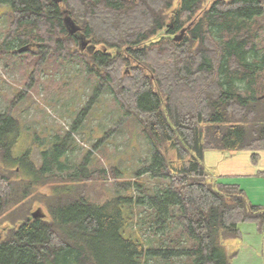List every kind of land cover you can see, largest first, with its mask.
Segmentation results:
<instances>
[{"label": "trees", "instance_id": "16d2710c", "mask_svg": "<svg viewBox=\"0 0 264 264\" xmlns=\"http://www.w3.org/2000/svg\"><path fill=\"white\" fill-rule=\"evenodd\" d=\"M207 1L178 0L174 9L175 0H0L11 14L0 51L27 56L30 49H19L36 48L39 63L82 59L150 142L154 163L136 176L167 181L148 195L95 203L86 183L106 173L88 171L86 159L46 195L48 219L34 217L24 205L49 176L67 169L68 146L56 138L39 168L29 150L15 158L20 124L6 111L0 114V219L20 214L3 220L14 226L0 239V264H230L236 253L228 255L224 243L240 238L239 224L262 230L264 208L238 186L208 180L204 155L251 151L255 164L264 150V54L247 26L264 17V0H209L206 7ZM66 16L93 51L68 35ZM190 24L180 42L153 41L159 32L175 36ZM123 66L131 75L120 76ZM19 173L24 177L15 179ZM120 186L144 189L137 182ZM133 207L148 208L154 232L177 233L148 248L125 236Z\"/></svg>", "mask_w": 264, "mask_h": 264}, {"label": "rangeland", "instance_id": "374dc122", "mask_svg": "<svg viewBox=\"0 0 264 264\" xmlns=\"http://www.w3.org/2000/svg\"><path fill=\"white\" fill-rule=\"evenodd\" d=\"M210 3L208 0L205 6L208 7ZM177 6L178 0H175L173 8ZM10 22L8 8L1 7L0 44ZM247 26L253 33V41L259 53L264 54V17ZM173 37L163 31L153 41ZM29 49L31 52L28 51L30 55L27 56L0 51V114L9 111L20 124V136L13 149V156L17 158L29 150L32 161L39 168L43 164L42 152L52 151L56 138L65 142L68 150L62 159L67 169L52 174L47 186L34 190L30 201L24 205L26 213L48 219L44 206L46 195H51L53 185L63 183L60 176L66 179L86 159L88 171L104 170L106 173L105 179L86 183V194L95 203L116 195H148L167 184L159 176H136L153 165V150L138 121L124 113L100 76L89 72V67L80 58L46 59L39 63L36 56L38 50ZM102 51L105 52L106 49ZM129 75L130 69L123 66L120 76ZM259 79L258 83H263L262 78ZM169 159L175 162L173 156L169 155ZM19 177H24L23 173L14 178ZM122 182H137L144 189L142 193L133 188L125 190L120 186ZM148 212L147 207L128 208L129 221L124 235L143 241L147 248L158 247L162 241L171 240L177 231L169 233L170 228L154 232L155 227L151 224ZM19 214V211H13L6 218L0 219V239L14 226L3 223V220L12 215L13 219L18 218ZM183 261L174 260L169 264H184ZM145 264L167 263L158 259H146Z\"/></svg>", "mask_w": 264, "mask_h": 264}, {"label": "crops", "instance_id": "0c3cea01", "mask_svg": "<svg viewBox=\"0 0 264 264\" xmlns=\"http://www.w3.org/2000/svg\"><path fill=\"white\" fill-rule=\"evenodd\" d=\"M251 151H208L204 164L208 180L225 185L238 186L244 191L248 201L264 208V150L256 152L258 160L254 164ZM240 238L224 243L227 254L236 253L230 264H264V226L258 230L257 224H239Z\"/></svg>", "mask_w": 264, "mask_h": 264}, {"label": "water", "instance_id": "95a60500", "mask_svg": "<svg viewBox=\"0 0 264 264\" xmlns=\"http://www.w3.org/2000/svg\"><path fill=\"white\" fill-rule=\"evenodd\" d=\"M63 23H64V27H65L68 35L69 36H75L78 39L80 47L82 50L86 49L87 47L89 49H91V51L94 50V47H89V41H87L86 38L83 36L81 28L69 16H66L64 18ZM190 27H191V24L188 25L187 28L182 29L179 34H177L173 37V40L175 42H180L183 39L186 30H188ZM28 49H29L28 47H23V48L19 49L18 52L22 53L24 51H27ZM34 217H36V216H34Z\"/></svg>", "mask_w": 264, "mask_h": 264}]
</instances>
